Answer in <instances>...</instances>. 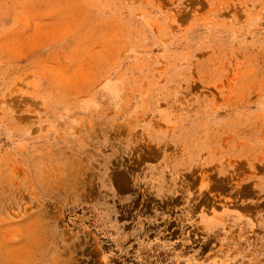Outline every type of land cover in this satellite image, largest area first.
Wrapping results in <instances>:
<instances>
[{
    "label": "rangeland",
    "instance_id": "rangeland-1",
    "mask_svg": "<svg viewBox=\"0 0 264 264\" xmlns=\"http://www.w3.org/2000/svg\"><path fill=\"white\" fill-rule=\"evenodd\" d=\"M0 264H264V0H0Z\"/></svg>",
    "mask_w": 264,
    "mask_h": 264
}]
</instances>
